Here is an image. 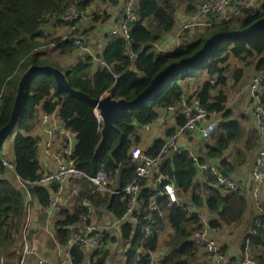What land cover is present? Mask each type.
Wrapping results in <instances>:
<instances>
[{"label":"trees","instance_id":"1","mask_svg":"<svg viewBox=\"0 0 264 264\" xmlns=\"http://www.w3.org/2000/svg\"><path fill=\"white\" fill-rule=\"evenodd\" d=\"M200 1L138 0L134 12L140 20L130 24L129 39L112 36L101 54L105 66L91 72L89 57L84 61L79 60L67 70L48 62L41 58L44 52L37 47L40 44L35 40L40 35V25L53 18L54 14L58 15L71 4L85 9L89 0H0V128L10 118L18 82L31 65L56 66L65 74L73 89L91 98L109 95L113 99L130 101L169 63L194 54L212 34L240 30L264 17V2L256 10L241 8L239 14L228 20L211 22L198 38L186 40L171 51H157L154 44L173 29L177 10L183 6L185 13L194 14ZM146 20L150 22L148 26L145 25ZM56 42L57 46L50 49H60V53L74 47L72 40L60 42L58 39ZM230 54L244 65L252 64L257 72H263L264 27L254 33L222 39L198 66L170 74L149 98L121 110L114 120L113 128L103 140L102 124L94 113V106L89 101L60 89L49 73H36L24 83L22 109L16 125L21 131L30 132L36 125L40 111L49 114L57 112L64 127L76 134V144L71 153L75 167L87 177L100 169L105 170L110 178L115 176L113 189L117 191L135 177V163L129 152L133 143L138 141L136 126L155 120L157 108L177 103L183 96L179 80L190 76L195 69L201 68V65H204L203 68L211 78L216 77L217 85H224L227 66L220 65L227 63ZM241 75V70H235L232 77L234 81H238ZM212 83L209 79L196 91V95L209 111H216L222 116L214 134L216 139L212 144L205 146L204 157L220 158L219 164L223 172H230L233 165L222 158L223 152L230 144L243 141L244 130L240 122L233 119L231 112L223 106L226 95L219 91L217 96H214L215 85ZM259 98L264 107V83ZM178 122L181 123V119ZM38 142L37 137L22 132L13 137L12 164L15 175L21 180L32 181L41 176ZM161 142L156 140L148 152L152 153L153 149L159 148ZM245 142L248 148H257L253 133L249 134ZM1 160L0 156V176L5 169ZM195 160L199 164L205 162L202 158ZM195 160L188 152H175L162 167V173L170 178L181 193H189L193 187ZM79 179H83L84 185L79 199L86 197L94 206L105 205L107 210L118 218L123 215L127 206L125 194L101 193L95 190V187L89 186L90 181L87 178ZM210 181L212 186L200 187V191L208 192V209L218 212L223 221L239 218L246 209L245 196L238 189L221 194L223 190L215 186L213 177H210ZM52 188L56 189V185L53 184ZM28 191L30 197L35 198L42 207L47 206L50 196L46 187L30 186ZM157 193L158 191L147 188L141 190L140 198L144 207H148L150 198ZM194 194H191V199L200 205L199 196ZM156 202L157 209L138 214L140 223L135 225L127 222L121 226V238L129 244L125 253L126 264H134L136 256L139 258L137 264H149V253L156 249L158 233L163 229L165 221L171 225L174 233L166 243L169 251L163 264H201L197 248L189 239L191 233L200 227L196 216L188 215L186 210L176 204L168 207L164 196L156 197ZM60 215L61 218L55 222L56 236L59 243L65 245L71 232L69 227L85 218L88 221V208L77 204L72 212L61 210ZM26 216L27 204L21 188L4 177L0 178V264H18L24 245L22 239ZM190 222L195 224L194 227L189 226ZM146 228L152 230L149 236L144 234ZM104 240L106 234L102 241ZM245 247L250 250L257 264H264V203L254 216L251 233L242 243L241 250ZM102 249L92 253L88 260L90 264H104L106 251ZM70 254L73 263L79 264L85 259L78 248H72Z\"/></svg>","mask_w":264,"mask_h":264},{"label":"crops","instance_id":"2","mask_svg":"<svg viewBox=\"0 0 264 264\" xmlns=\"http://www.w3.org/2000/svg\"><path fill=\"white\" fill-rule=\"evenodd\" d=\"M129 1L130 0L110 1V8L106 11V13L99 15L97 12L102 7V0H89L85 10L87 12L96 11L98 17L96 16L97 18L92 20L91 18H84L74 23L75 30L72 33H75L77 36L82 38V45L74 46L72 49H69L64 53H59L57 50L50 49L49 46H43V41L46 38H58L66 34L69 30L70 24L62 23L57 19L49 18L47 22L40 25L38 29L40 35L35 39L40 44L37 47L44 52V55L41 58L46 59L48 62L60 67L63 70H67L79 60L84 61L89 57L91 58V72H94L97 68H102L105 66V63L101 58V54L104 47L112 37L109 34V30L112 25L120 20L126 13V7ZM137 1L138 0H134L135 6ZM263 2L264 0H239L235 4L236 6L229 8L228 11L233 12L237 6H244L245 8H252L253 10H256L260 8ZM192 16L193 14L189 15L185 13L184 7L181 6L175 14V26L173 29L163 35V37L156 44H154L156 46V50L171 51L179 47L186 40L190 41L198 38L207 26H204V28L199 25L189 27L184 30V34L179 37L176 33L181 24L190 22ZM149 23V20L145 21L146 26H148ZM229 58L233 59V62H237V66L242 65L244 67V64L234 58L231 54L229 55ZM246 68L249 70L251 69L253 72H257L253 66ZM132 69L135 70L133 66ZM199 69L200 73H202L200 77L202 81L198 78L196 83L186 84L185 86L180 84L184 97L191 96L192 93L199 90L198 88L201 84L208 80V76L210 77L204 68ZM195 70L197 71V69ZM194 73L196 72H192L190 76L181 80L185 81V79H191ZM247 73L248 72L245 71L244 68L241 77L243 78V76H246ZM245 76L243 81L242 79L240 81H236L234 86H231L232 82L228 83L231 88L236 89L235 92L240 91V98L243 96V100H241V102L238 100L235 104H232L231 108L226 107L231 112V117L239 121L244 130L243 141L230 144L223 152L222 158H225L227 162L233 165L232 171L223 172L219 164L220 158L209 159L204 157L205 146L214 142L216 139V136L214 135L215 133L211 136V138L205 140L201 138L197 131H188L179 135L175 140L176 148L188 152L194 160L196 158H202L205 162L211 160L219 165L223 174L235 177L239 183L238 190L247 199L245 212L239 218L223 221L218 212L209 210L206 205L208 192L200 191V187L203 185L212 186L210 177L213 176L209 173L201 171L199 163L196 160V171L192 180L193 187L189 190V193H181L175 186L179 198V205L184 207V210L187 211L188 215L196 216L200 225L199 228L204 229L207 237L215 242L216 246L220 248L226 258L230 259L236 258L241 253L242 243L247 235L251 233L254 216L258 212L260 205L264 203L263 191H260L256 196H253L249 190L250 172L255 161V155L257 150L264 149V132L261 133L255 128L254 122L251 118L249 100L252 98L246 90L243 89L244 86H241L244 82ZM227 97L228 96H226V100ZM156 112L157 117L151 123L136 126L138 141L133 143L132 147L140 146L147 154L156 153L158 148L153 149L152 153H149L148 150L152 148L156 140H161V143H163V141L167 139L176 128V123L170 119V114L164 107L157 108ZM58 119L60 120L57 112L53 113L51 121ZM221 119L222 116L220 114L217 116V121L219 122ZM18 132H22L31 137H37L39 139V145L37 148L41 174L54 170L58 164L64 160L65 156L60 151L62 144L69 142V146L72 149L76 144V134L68 129H66L67 140L61 136H55L53 138L52 148L48 151H46L45 147L41 144V141L46 138L45 132L37 123L29 133L23 132L20 129H18L16 133ZM250 133H253L257 148H248V144L245 142ZM12 141L13 138L12 140L7 138L0 146V156L2 159L11 163H13L14 160ZM174 153L175 152H173L172 149L167 153L165 159L161 163V171L164 163L167 159H171ZM2 177L18 186L15 175L9 168L5 167L0 178ZM82 180L83 179L67 178L59 184H55L56 189H53L52 186L46 187L49 192V196L57 198L56 207L51 209L42 207L35 198L29 197L26 199L24 196L26 204L28 203V214L26 218L28 230L26 236H28L27 240H29L31 246L34 248L29 250L39 252L40 256H43L44 258V264H58L59 260L65 255L66 248L65 245L59 243L57 239L55 222L61 218V210H68L72 212L77 204H82L88 208L87 222L99 223L106 227V240L101 242V249L103 248L102 251H106L104 264H126L125 253L129 248V244L121 238L120 230L124 223H131V221L129 219L120 220V217L118 218L112 215L111 212L107 210L105 205L94 206L93 203L86 197L82 198V200L79 199V194L84 189ZM115 180V176L111 177L110 186L112 188L115 187ZM151 180L152 176L148 179V182L151 183ZM89 186L94 188L90 182ZM158 190L160 192V188H158ZM193 193H195L194 195L199 196V201H201L200 205L195 204L191 199V194ZM221 194H224V191H221ZM194 225L195 224L193 222L189 223V226L191 227H194ZM84 226L85 222L79 221L69 227V230L76 231ZM213 227H217L218 229L213 230ZM173 233V228L167 221H165L163 229L158 233L157 247L154 251L149 253V263L163 264V261L169 251L166 243ZM189 239L191 240V235ZM22 244H24L23 239ZM194 245L197 248V255L201 258V264H210L208 258L206 257V253H204L203 250L195 243ZM21 254L22 251L20 252L18 263L20 260H23V264H35L33 261V254L24 253L22 254L23 257ZM83 254L85 259L79 264H90L88 260L92 253ZM138 261L139 258L136 256L134 264H137Z\"/></svg>","mask_w":264,"mask_h":264},{"label":"built area","instance_id":"3","mask_svg":"<svg viewBox=\"0 0 264 264\" xmlns=\"http://www.w3.org/2000/svg\"><path fill=\"white\" fill-rule=\"evenodd\" d=\"M102 3V7L97 14H103L110 8L111 2L109 0H102ZM233 6H236L234 0H201L190 22L181 24L177 29L176 33L178 37L183 35L184 30L189 27L199 25L204 28V26H209L212 22V17L215 19L217 18L218 22L225 21L239 14L241 8H245L244 6H237L233 12L228 11V9ZM134 7V0H130L126 7V13L120 20L115 22L109 30L110 36H120L126 40L129 39L130 24L140 20L139 16L134 12ZM53 18L62 23L70 24L67 33L59 38L60 42L72 40L74 46L82 45V38L72 32L75 30L74 23L76 21L90 18V15L85 9L71 4L58 15L54 14ZM57 44L56 40L52 41L49 43V47L53 48L57 46ZM263 83L264 71L253 76L243 88L253 100L251 118L255 128L261 133L264 132V107L260 101L259 95L262 92ZM238 92L240 93V91ZM165 109L169 112L170 119L176 123L174 132L163 141L154 154H147L140 146L132 147L129 154L135 163V177L131 182L117 191H114L110 186L111 178L105 170L100 169L96 171L94 175L87 177L82 171L75 167L71 159L73 149L69 146V142L62 144L60 150L65 156L64 160L60 162L54 170L42 173L39 178L32 181L19 179L14 173V166L11 162L4 159H2L1 162L6 168H9L13 172L16 183L21 188L26 199L30 197L28 187H48L53 184H59L67 178H87L95 187V190L101 193H123L127 196V206L120 220L129 219L131 223L136 225L140 223L138 214L157 209L156 197L158 196L165 197L168 207L176 204L184 209L182 205H179V198L174 183L167 175L162 173L161 163L171 149L173 152L182 151L175 146V140L179 135L188 131H197L202 139L207 140L211 138L217 128V116L220 115V113L216 111H209L196 94L188 97L182 96L177 103L169 105L165 107ZM52 115L53 114L41 111L36 120V123L46 135V138L41 141L46 151L52 148L53 138L55 136H61L67 140L66 128L61 121H51ZM179 119H181V123L178 122ZM199 168L204 173H209L214 177L215 186L220 190L226 192L236 191L238 189V180L232 175L223 174L219 165L213 161L208 160L207 162L199 164ZM151 176L152 180L151 183H149L148 179H150ZM144 188L158 191L156 196L150 198L148 207H144L143 201L140 198V192ZM158 188H160V192ZM249 190L253 196H256L260 191L264 192V149L257 150L255 155V161L250 172ZM56 205L57 198L49 197V202L45 208L51 209L56 207ZM86 220V218L83 219V222H85L83 228H79L76 231L71 230L65 244V255L59 260L58 264H77L73 263L70 254V250L74 247L78 248L82 253H93L101 248V242L106 234V227L99 223L87 222ZM26 228L27 224L25 222L24 230H26ZM212 229L217 230L218 228L213 227ZM151 232V229H144V234L146 236H149ZM25 239L26 237L24 235L23 240L25 241ZM191 240L206 253V257L210 264H257L247 247H245L236 258H226L220 248L216 246L215 242L207 237L205 230L202 228H197L191 233ZM24 253L33 254L37 258V264H44L43 256H40L37 252L30 251L26 246H24L22 254ZM18 264H23V260H20Z\"/></svg>","mask_w":264,"mask_h":264},{"label":"water","instance_id":"4","mask_svg":"<svg viewBox=\"0 0 264 264\" xmlns=\"http://www.w3.org/2000/svg\"><path fill=\"white\" fill-rule=\"evenodd\" d=\"M264 27V17L259 18L249 26L232 31H220L212 34L205 39L203 45L194 54L169 63L165 68L158 72L150 84L132 100L113 99L109 95H104L99 98H91L81 91L73 89L66 79L65 74L56 66L53 65H31L21 76L16 96L13 102L12 111L8 122L0 128V144L7 138L9 133L16 125L18 114L22 109V91L24 83L33 75L39 72L49 73L53 76L56 85L63 91L71 92L77 97L89 101L94 106V113L102 124L101 136L103 140L110 129L114 126V120L121 110L127 109L132 105L139 103L141 100L149 98L153 92L174 72L193 69L203 62L208 55L216 48L222 39L227 37H235L238 35H247L254 33Z\"/></svg>","mask_w":264,"mask_h":264},{"label":"rangeland","instance_id":"5","mask_svg":"<svg viewBox=\"0 0 264 264\" xmlns=\"http://www.w3.org/2000/svg\"><path fill=\"white\" fill-rule=\"evenodd\" d=\"M237 1H239V0H234V3L236 4L237 3ZM104 13H106V12H104ZM103 13V14H104ZM88 14L90 15V18H91V20L92 19H96L97 17H98V15L96 14V11L95 12H92V11H89L88 12ZM99 15H102V14H99ZM97 16V17H96ZM211 21L212 22H218V20H217V18L215 19V18H211ZM60 37H58L57 39H56V37L55 38H46L44 41H43V46L44 45H46V46H49V43L50 42H52V41H55V40H58ZM156 47V46H155ZM50 48V47H49ZM58 52H59V50L60 49H56ZM60 53V52H59ZM238 60V59H237ZM237 62H233V59H231V58H228V60H227V63H225V64H223V65H220L221 67H224V66H227V68H226V71H225V77H224V80H226L227 81V84H226V82L224 83V85H217L216 84V82H215V79H216V77L214 76V77H209L208 76V80L209 79H211L212 80V84H214L215 85V90H213V92H214V96H217V93L219 92V91H222L226 96H228L227 97V100H226V102H225V104L223 105L224 107H225V109L226 110H228L227 108H231V106H232V104H235L238 100H240V102H241V100H243V96H242V98H240V94H239V92H235V88H231L229 85H228V83L229 82H232L231 83V86L233 85H235V82L236 81H234V79H233V77H232V75H233V72L235 71V70H241L242 71V73H243V71H244V68H245V71H247L248 73L246 74V76H245V79H244V82L241 84V86H245V84H247L248 82H249V80H251V78L253 77V76H255L257 73H259V72H253L251 69L249 70L248 68H246V67H249V66H253L252 64H248V65H244V67L241 65V66H237ZM203 66L204 65H201L200 67L203 69ZM195 72L196 73H194L193 74V77L191 78V79H185V81L184 80H179V84H181V85H183V86H185L186 84H191V83H196L197 82V79L199 78V80H201L202 81V79H200V77H201V75H202V73H200V69L199 68H197V71L195 70ZM208 74V73H207ZM244 76H243V78H244ZM243 78L241 77L238 81H240L241 79H242V81H243ZM207 80V81H208ZM205 83V82H204ZM204 83H202L201 84V86L204 84ZM201 86L198 88V89H200L201 88ZM193 94H196V91L194 92V93H192L191 95H193ZM249 103H250V111H252V107H253V100L252 99H250L249 100ZM227 107V108H226ZM57 121H60L59 119L57 120ZM18 126L16 125L14 128H13V130L9 133V135L7 136V138L8 139H11L12 140V138H13V136L16 134V132L18 131ZM29 133V132H28ZM6 138V139H7ZM2 145V144H1ZM27 214H28V207H27ZM26 218H27V216H26ZM27 230H28V227L26 228V230L24 231V235H25V237H26V239H25V241H24V245H22V252H23V250H24V246H26L28 249H34L32 246H31V244H30V242H29V240H27L28 239V236H26V234H27ZM24 235H23V237H24ZM38 254H39V252H37ZM22 255V254H21ZM45 255V254H44ZM29 257V256H28ZM37 258L34 256V263L35 264H37Z\"/></svg>","mask_w":264,"mask_h":264}]
</instances>
